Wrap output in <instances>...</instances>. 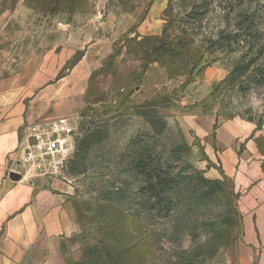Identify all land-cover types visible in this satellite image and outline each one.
I'll list each match as a JSON object with an SVG mask.
<instances>
[{
    "label": "rangeland",
    "instance_id": "1",
    "mask_svg": "<svg viewBox=\"0 0 264 264\" xmlns=\"http://www.w3.org/2000/svg\"><path fill=\"white\" fill-rule=\"evenodd\" d=\"M209 2L0 0V78H53L49 86L82 62L92 69L90 79L58 88L46 112L49 118L70 112L62 116L78 127L74 159L56 178L72 184L80 206V264H260L264 215L252 219L260 242L248 243L242 192L231 180L201 170L182 136L184 116L201 105L255 125L250 139L258 136L264 151V83H258L264 74V1L253 5L254 28L239 45L229 37L238 32L241 7L227 17L223 9L232 1L214 0L206 13L194 12V4ZM156 63L166 70L162 82L168 86L143 100L144 93H134ZM237 65L243 69L232 76ZM216 68L224 79L205 87ZM140 135L143 140H135ZM140 145L173 189L170 215L141 205L142 192L131 178ZM245 147L239 143V152Z\"/></svg>",
    "mask_w": 264,
    "mask_h": 264
},
{
    "label": "crops",
    "instance_id": "2",
    "mask_svg": "<svg viewBox=\"0 0 264 264\" xmlns=\"http://www.w3.org/2000/svg\"><path fill=\"white\" fill-rule=\"evenodd\" d=\"M91 74L92 69L82 62L71 76L49 86L46 84L53 78H21L18 74L0 78V264H80V206L72 184L59 178L32 180L16 170L26 125L70 115L58 111L49 118L48 101L57 98L58 88L90 79ZM166 74L163 66L150 65L143 75L144 85L134 94L144 93L143 100L157 96L168 86L162 82ZM209 74L212 78H207L205 87L211 88L224 79L220 69ZM184 122L182 137L190 148L189 157L207 174L231 180L236 191L242 192L246 239L248 243L260 242L261 234L256 230L259 225L252 221L264 215V151L258 136L250 139L256 126L204 111L201 105L184 116ZM242 142L246 147L239 152L238 144ZM259 259L264 264V254Z\"/></svg>",
    "mask_w": 264,
    "mask_h": 264
},
{
    "label": "built area",
    "instance_id": "3",
    "mask_svg": "<svg viewBox=\"0 0 264 264\" xmlns=\"http://www.w3.org/2000/svg\"><path fill=\"white\" fill-rule=\"evenodd\" d=\"M77 131L76 121L68 117L26 125L16 171L32 180L59 177L74 159Z\"/></svg>",
    "mask_w": 264,
    "mask_h": 264
},
{
    "label": "trees",
    "instance_id": "4",
    "mask_svg": "<svg viewBox=\"0 0 264 264\" xmlns=\"http://www.w3.org/2000/svg\"><path fill=\"white\" fill-rule=\"evenodd\" d=\"M207 1V0H206ZM232 1L230 4L228 0V6L224 7L223 10L227 11V17L229 14H236L237 8H239V14L237 15L238 19L240 20L238 32L231 33L230 35V42L234 45H239L242 41H247L246 33H252L251 30L254 28V16H250L252 7L255 3H259L264 0H230ZM210 3V4H209ZM202 5V3L197 7L196 4H194V12L197 10L205 9V13L208 11V7L211 4H214V0H210V2ZM220 7H222V4H219ZM204 13V12H203ZM194 14V13H192ZM192 16V15H191ZM189 16V17H191ZM252 18V19H251ZM242 21V22H241ZM199 24V23H198ZM201 24H199L200 26ZM201 27V26H200ZM247 27V29L245 28ZM192 30L191 35L195 36L196 33L193 31L195 30V27L192 26L191 28H188V30ZM187 31V30H186ZM227 30H224L218 34V40L216 43H219L221 39H223V36H225V32ZM246 31V32H243ZM250 36V35H249ZM228 38V36H227ZM249 66H247V69ZM243 69L241 65H237L234 71L232 72V76L237 72V70ZM245 71H242L240 74L243 75ZM261 85L264 83V74H263V80L258 82ZM82 130H85L83 128ZM141 136V137H140ZM135 138V140L142 139L144 135H140ZM149 137V134L145 135ZM143 140V139H142ZM140 142V141H139ZM141 143V142H140ZM184 143L181 144V149H184ZM149 148V147H148ZM151 156V153L148 152L147 148L144 145H140V148L135 151V154L133 155L132 164H131V178L132 180H135L136 184L140 187V192H142L141 195V205L146 208L149 206V212L152 213H158L161 215V213H166L167 215H170L171 212V204L174 203V192L173 189H171L169 180L166 177L165 173H162L163 170L160 166L155 165V163L148 164V158ZM188 169H191L188 167ZM192 176L199 177L200 175H197L195 173H192ZM202 180V179H201ZM204 181V180H203ZM156 198L158 203H153L152 200ZM162 200V201H161ZM154 207V209L151 210V208ZM148 213V212H147Z\"/></svg>",
    "mask_w": 264,
    "mask_h": 264
}]
</instances>
